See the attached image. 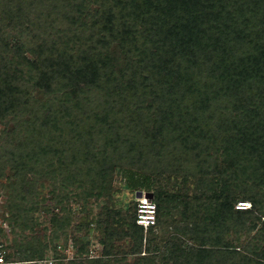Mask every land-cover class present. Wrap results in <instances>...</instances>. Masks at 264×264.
Returning <instances> with one entry per match:
<instances>
[{
    "label": "trees",
    "instance_id": "1",
    "mask_svg": "<svg viewBox=\"0 0 264 264\" xmlns=\"http://www.w3.org/2000/svg\"><path fill=\"white\" fill-rule=\"evenodd\" d=\"M0 191L13 264H264V0H0Z\"/></svg>",
    "mask_w": 264,
    "mask_h": 264
},
{
    "label": "rangeland",
    "instance_id": "2",
    "mask_svg": "<svg viewBox=\"0 0 264 264\" xmlns=\"http://www.w3.org/2000/svg\"><path fill=\"white\" fill-rule=\"evenodd\" d=\"M114 176H115L114 182H113V184H114V192H113L114 207H116L117 209H126L128 204L130 205V202L134 201L135 192L133 194V191H131L127 186H125V182L128 179H133L134 176L125 170L122 172H116ZM2 202H3V196H2V193L0 191V203H2ZM236 204H237V202L234 204V208H235ZM71 209L73 212L79 211L78 207L74 203L71 204ZM0 211L3 212L2 209H0ZM1 212H0V214H1ZM83 218H84L83 212L82 213L78 212L77 216L73 219V223H78L80 220L82 222H84L85 219H83ZM39 219L40 220L44 219L42 225H46V226L48 225V222L46 220L47 218L45 219L44 216H41ZM91 226H90V224L87 226L84 225L83 228H78V229H77V227H74L76 230H73V231H75L76 235L81 236ZM97 226H99V225L98 224L93 225V227H97ZM36 229H37L39 234H42L44 232V230L40 226L37 227ZM14 232H15V229L11 228V232L10 231L8 232L9 236L10 237L13 236L15 234ZM97 238H98V234L95 230H93L89 233L88 248H89V255H91V256L97 255L99 250H100V244L97 242ZM125 245H126V243H125ZM58 250L62 253H65L67 259L72 257L73 251H72V247H71L70 242L66 246H63V245H61L60 247L58 246ZM46 255H49V252L46 253ZM127 259H128V261H131L132 256L129 255L127 257ZM50 263H51V259L49 258V256H46V259H43L41 261H37V262L32 263V264H50ZM103 264H110L109 259L105 258L103 260Z\"/></svg>",
    "mask_w": 264,
    "mask_h": 264
},
{
    "label": "built area",
    "instance_id": "3",
    "mask_svg": "<svg viewBox=\"0 0 264 264\" xmlns=\"http://www.w3.org/2000/svg\"><path fill=\"white\" fill-rule=\"evenodd\" d=\"M135 200V217L134 222L136 225L142 227L143 230L151 227L155 224V204L150 197L141 192L139 197L134 198ZM249 207V203L246 201H238L235 205V208H247ZM1 212V211H0ZM2 214H6L5 212H1L0 214V229L5 232L10 231V227L7 225L6 221H4L1 217ZM4 238L0 233V264H13V262L7 261L4 257L5 249H4Z\"/></svg>",
    "mask_w": 264,
    "mask_h": 264
},
{
    "label": "water",
    "instance_id": "4",
    "mask_svg": "<svg viewBox=\"0 0 264 264\" xmlns=\"http://www.w3.org/2000/svg\"><path fill=\"white\" fill-rule=\"evenodd\" d=\"M145 194V193H144ZM141 195V191H137L136 193H135V196L136 197H139ZM151 195H149V197H150Z\"/></svg>",
    "mask_w": 264,
    "mask_h": 264
}]
</instances>
